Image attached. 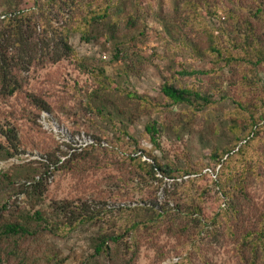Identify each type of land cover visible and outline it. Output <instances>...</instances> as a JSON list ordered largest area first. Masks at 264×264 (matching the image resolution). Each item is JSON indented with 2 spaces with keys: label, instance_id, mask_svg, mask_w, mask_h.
Here are the masks:
<instances>
[{
  "label": "rangeland",
  "instance_id": "374dc122",
  "mask_svg": "<svg viewBox=\"0 0 264 264\" xmlns=\"http://www.w3.org/2000/svg\"><path fill=\"white\" fill-rule=\"evenodd\" d=\"M88 1L94 7L113 1L115 6L121 4V10L115 12L116 23H101L84 32L80 25L86 22L85 14L90 10L87 5L79 13L82 15L72 17L70 44L75 58L33 68L24 75L26 82L20 93L0 98V122L16 127L22 144L19 156L9 159L0 152V170L9 177L0 181V224L23 217V222L30 221L37 210L48 222H42L38 236L20 237L15 244L4 242L0 264H123L119 258L94 256L98 232L106 227L117 230L113 224L121 219L119 205L134 207L157 199L173 206L187 201L188 195L202 194L201 213L205 217L212 218L222 208L220 188L207 177L210 171H204L203 178L191 187L181 180L176 186L168 179L154 185L145 181L133 184L129 170L134 169L126 162L129 154L144 156L139 152L142 150L156 156L163 165L181 169L189 164L199 169L211 164L213 169L216 165L210 160L212 150L222 152L234 144L230 125L238 109L233 99L248 97L253 102L254 91L243 84L240 74L218 63L209 52L212 32L221 36V31L227 30L220 37L223 45H228V35H234L225 12L219 9L215 15L211 6L220 0ZM190 1L201 3L198 12L190 8ZM244 2L251 4V0ZM33 4V0H0V15ZM260 76L258 87L264 94V71ZM164 82L196 87L209 95L210 102L196 107L171 104L161 91ZM28 93L42 96L52 106L53 114L44 113L40 119L42 128ZM89 104H102L104 117L89 111ZM153 121L161 127L156 142L145 129ZM72 130H80L81 135H105L114 142L118 139L120 151H101L81 162L78 170L56 173L47 180L44 196L32 197L31 187L17 183L38 179L43 171L38 161L40 153L54 147L53 138L72 143ZM82 140L85 144L89 138ZM251 145L264 149V126ZM236 180L232 178V186ZM245 183L246 191L242 194L231 190L235 197L229 200L244 204L250 226L264 213V165L256 174L248 175ZM64 200L88 202L93 209L104 210L102 222L52 231L58 228L57 223L65 229L64 217L58 218L60 214L55 209ZM5 204L9 205L2 210ZM165 225L154 233L138 231L118 250L116 243L110 246L114 254L116 250L125 253L128 245L135 247L131 264H175L185 258L190 259L187 264H243L237 249L238 237L224 232L217 239L200 236L201 226L189 222L185 232L171 233ZM238 229L243 233L246 228ZM196 245H200L199 249H195ZM127 254L132 256L131 251L127 250Z\"/></svg>",
  "mask_w": 264,
  "mask_h": 264
},
{
  "label": "trees",
  "instance_id": "16d2710c",
  "mask_svg": "<svg viewBox=\"0 0 264 264\" xmlns=\"http://www.w3.org/2000/svg\"><path fill=\"white\" fill-rule=\"evenodd\" d=\"M33 2L30 8L16 9L0 15V98L3 99L22 91L26 82L24 75L33 68L75 58V51L70 44L72 17L78 18L82 15L79 13L84 11L87 5L90 10L85 14L86 22L80 25V29L84 32L101 23H112L117 17L115 12L121 10V4L115 6L114 1L99 4L97 7L88 0H45L42 3L33 0ZM190 6L198 12L202 5L197 1H190ZM211 6L214 8L215 15L219 9L225 12L234 35H228L226 40L228 45H223L220 37L227 30L221 31V36H216V32H212L209 38V52L218 63H224L240 74L245 81L243 84L252 86L251 91H254L253 102L248 101V97L233 99L238 109L237 115L231 118L230 125V130L235 136L234 144L222 152L215 148L212 150L210 160L216 165L213 169L210 167L211 164H205L199 169L189 164L181 169L163 165L156 156L142 150L139 152L144 156L135 157L129 154L126 162L134 169L129 170L133 184L145 181L154 185L155 182L168 179L176 186L181 180L182 183L191 187L192 183L195 186L197 184L195 181L203 178L204 171L211 170L213 173L210 172L207 177L215 187L220 188L219 196L223 199L222 208L212 218L205 217L201 213L202 194L197 197L188 195L187 201L176 202L173 206L170 203L161 204L157 199L148 200L134 207L126 204L119 205L117 211L122 213L121 219L113 224L116 225L117 230L106 227L98 232L94 256H105L107 259L115 257L119 258L123 264H131L136 255L135 247L131 249L129 245L127 246V250L131 251V257H127V250L123 254L117 253L123 242L127 244L128 237L142 230L154 233L165 223H167L165 227H168L171 233L172 231L179 233L181 230L185 232L189 222L198 227L201 226L199 227L200 236L206 234L217 239V235L224 232L231 237H238L237 249L242 263L264 264V213L253 225L248 226L247 223L250 220L245 217L244 204H235L229 200L235 197L231 190L236 189L243 194L246 191V185H244L246 177L256 174L258 168L264 165V149L258 150L251 145L264 126V94L258 87L262 79L260 74L264 71V0H251V4H246L244 0H220V2L214 1ZM66 9L70 10L68 14ZM99 19L102 21L97 22ZM114 22L116 23V20ZM161 91L171 104L196 107L210 102L209 95L196 87H183L164 82ZM27 98L37 110V120L42 128L40 119L44 113L53 114L52 106L45 98L34 93H28ZM87 108L92 113L104 117L102 104L99 107L89 104ZM145 129L151 140L156 142V136L161 131L159 123L153 121L147 124ZM244 130L246 133L242 134ZM71 135L73 138L82 136L80 130H72ZM84 135L91 139L92 143L83 146L82 149L75 147L73 142L62 143L53 138L54 147L40 153L41 159L38 161L42 164L43 171L37 175L39 178L33 177L32 180L26 179L27 181L17 184L23 185L22 187H31L34 191L32 197L42 198L47 180L56 173L78 170L81 162L96 157L101 151H120L118 139L114 142L105 135L94 132ZM21 145L17 128L9 123L0 122V152L6 154L5 156L9 159L19 156ZM143 157L147 159L143 160ZM235 161H239L240 164L235 165ZM1 171L0 181L2 177L9 179ZM185 177L188 178L185 179ZM235 177L237 180L232 186V178ZM156 191L158 192V188ZM8 205H3L2 210ZM105 205L110 207L108 204ZM55 209L60 214L58 218L64 217L65 229L60 228V224L57 223L55 226L58 228H52V231H69L77 226H94L102 222L103 213H105L100 208L93 209L88 202H71L70 200L60 201L55 205ZM23 219L5 220L0 224V263L4 242L15 244L20 237L38 236L42 222L48 223L40 210L30 216V221L23 222ZM118 224L121 225L118 227ZM242 226L246 229L240 233L238 228ZM110 243L118 245L115 254ZM199 246L196 245L195 249H199ZM188 261L190 259L185 258L175 264H187Z\"/></svg>",
  "mask_w": 264,
  "mask_h": 264
},
{
  "label": "built area",
  "instance_id": "2783aa9c",
  "mask_svg": "<svg viewBox=\"0 0 264 264\" xmlns=\"http://www.w3.org/2000/svg\"><path fill=\"white\" fill-rule=\"evenodd\" d=\"M82 138L86 139L87 137H85V135L77 136V137L74 138V140H73V143H74L73 145H74L75 147H77V148L82 149L83 146H86V145L92 143V140L89 139L88 141L85 142V144H83V143H82V141H83ZM207 171H208V170H207ZM209 171L211 172V170H209ZM214 177H215V175H214Z\"/></svg>",
  "mask_w": 264,
  "mask_h": 264
}]
</instances>
